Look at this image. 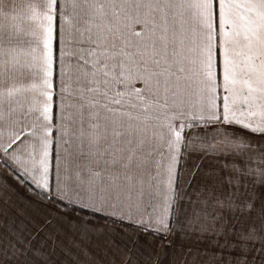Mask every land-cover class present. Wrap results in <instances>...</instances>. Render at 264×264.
Listing matches in <instances>:
<instances>
[{"label": "snow or ice", "instance_id": "snow-or-ice-1", "mask_svg": "<svg viewBox=\"0 0 264 264\" xmlns=\"http://www.w3.org/2000/svg\"><path fill=\"white\" fill-rule=\"evenodd\" d=\"M0 161V264H264V0H0Z\"/></svg>", "mask_w": 264, "mask_h": 264}, {"label": "crops", "instance_id": "crops-1", "mask_svg": "<svg viewBox=\"0 0 264 264\" xmlns=\"http://www.w3.org/2000/svg\"><path fill=\"white\" fill-rule=\"evenodd\" d=\"M61 2H63V0H61ZM61 47H63V43H61ZM2 164H4V162L0 161V165H2ZM92 211H93L92 209H87L86 212L88 214L85 216V218L93 220L94 223H97V224L101 225L102 226L101 227V231H102L103 230V226L105 225L106 222L99 215H96L95 217H93L91 215ZM77 215H80V213H77ZM126 224H127V221H126ZM108 226L111 227L110 224ZM124 230L129 232V233H131L133 231L132 228H129V227H126V226L124 227ZM157 260H164L163 249L159 250V254L157 256ZM165 264H166V262H165Z\"/></svg>", "mask_w": 264, "mask_h": 264}]
</instances>
